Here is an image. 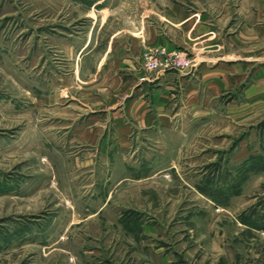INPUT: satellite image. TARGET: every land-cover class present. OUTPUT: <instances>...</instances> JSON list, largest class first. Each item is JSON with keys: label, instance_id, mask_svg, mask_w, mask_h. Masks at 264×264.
I'll return each mask as SVG.
<instances>
[{"label": "rangeland", "instance_id": "obj_1", "mask_svg": "<svg viewBox=\"0 0 264 264\" xmlns=\"http://www.w3.org/2000/svg\"><path fill=\"white\" fill-rule=\"evenodd\" d=\"M135 2L250 0H0V264H264V110L113 127L87 54Z\"/></svg>", "mask_w": 264, "mask_h": 264}, {"label": "crops", "instance_id": "obj_2", "mask_svg": "<svg viewBox=\"0 0 264 264\" xmlns=\"http://www.w3.org/2000/svg\"><path fill=\"white\" fill-rule=\"evenodd\" d=\"M130 10L118 23L104 18L106 30L110 20L119 27L97 57L90 48L87 54L117 101L111 108L120 122L113 127L126 147L134 132L264 110V2H135ZM144 47L183 50L199 65L141 81Z\"/></svg>", "mask_w": 264, "mask_h": 264}, {"label": "built area", "instance_id": "obj_3", "mask_svg": "<svg viewBox=\"0 0 264 264\" xmlns=\"http://www.w3.org/2000/svg\"><path fill=\"white\" fill-rule=\"evenodd\" d=\"M142 61L145 71L156 75L171 71L189 73L195 68V62L192 58L176 53L166 54L164 52L145 51ZM147 79L148 77L144 76L141 81H147Z\"/></svg>", "mask_w": 264, "mask_h": 264}]
</instances>
